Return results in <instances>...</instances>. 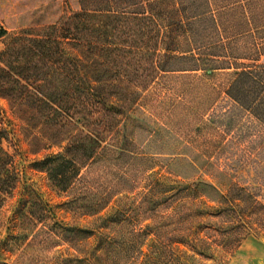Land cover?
Here are the masks:
<instances>
[{
  "label": "trees",
  "instance_id": "obj_1",
  "mask_svg": "<svg viewBox=\"0 0 264 264\" xmlns=\"http://www.w3.org/2000/svg\"><path fill=\"white\" fill-rule=\"evenodd\" d=\"M140 1L114 0L120 8L116 10L110 6L83 8L46 26L41 33L23 29L13 34L0 50V97L8 101L11 110L39 115L46 123L53 122L59 133L71 129L67 136H60L61 151L34 162L65 200L51 204L37 196L29 197L27 186L20 187L18 148L10 149L18 140L15 122L0 106V264H41L39 259L29 258L25 249L12 260L8 256L16 245L31 244L42 232L46 235L41 243L54 241L61 246L49 264H112L116 230L141 216L146 217L145 228L158 231L170 226L178 231L176 241L204 256H212L216 248L236 246L248 233L264 232V204L236 182L220 192L211 182L187 181L172 171L151 168L139 200L122 195L111 202L108 193L112 187L100 192L88 186V172L95 170L101 156L113 150L120 154L116 156L119 159L129 153L134 142L127 132L133 119L130 113L140 104L148 86L103 82L102 77L110 72L98 66V56L109 61L129 45L109 41L117 29L116 19H154L144 10H127ZM255 1L217 5L214 10L210 0H175L177 7L171 9L179 19L165 25L162 36L167 50L154 67L163 79L180 80L181 97L191 99L183 127L197 124V135L189 136L196 145L202 141L215 144L221 137L216 129L221 126L237 125L243 135L254 127L264 130V62L258 59L264 49V16L261 9L255 13ZM248 8L252 9L250 16L246 14ZM229 13L236 14L234 18L241 13L245 18L225 17ZM156 23L160 28L161 23ZM7 34L0 24V38ZM179 34L187 38L184 48L173 47L180 43L176 40ZM243 37L250 39L239 44L237 40ZM84 55H88L87 64ZM242 57L253 61L238 62ZM231 68L232 77L223 90V97L231 105L208 113L222 96L205 77ZM205 114L210 117L204 118ZM173 123L179 125L177 120ZM109 141L115 149L107 145ZM107 157V162L113 160ZM132 158L141 161L144 157L133 154ZM13 197L15 207L6 225L4 209ZM56 205L72 214L91 215V219L72 224L59 218ZM130 211H134V217ZM4 226L7 231L2 236ZM158 254L154 250L151 255L156 258ZM183 255L189 256L169 254L164 263L187 264Z\"/></svg>",
  "mask_w": 264,
  "mask_h": 264
},
{
  "label": "rangeland",
  "instance_id": "obj_2",
  "mask_svg": "<svg viewBox=\"0 0 264 264\" xmlns=\"http://www.w3.org/2000/svg\"><path fill=\"white\" fill-rule=\"evenodd\" d=\"M210 2L215 10L218 8L217 5L228 6L238 2L243 3L245 0H210ZM255 3L257 4L255 13L261 9L264 16V0H256ZM259 4L261 6L258 7ZM100 6H110L111 10L120 9L114 0H0V24L8 30L7 36L0 38V50L10 41L13 34L23 29L41 33L46 26L63 21L74 12ZM175 6V0H143L128 7L127 10H144L154 18L152 21L144 18L134 20L129 16L119 18L118 21L116 19L114 22L117 29L109 41L129 45L126 51L119 56L114 55L109 61L98 56V66L110 72L109 76L102 77V81L144 85L148 88L142 92L140 104L130 113L133 119L127 132L129 137L134 139L129 148L130 154L122 155L117 159L116 156L120 155L117 151L108 150L110 155L103 153L104 156H101L94 165L95 170L88 172L87 184L93 186V190L98 189L100 192H107L108 188L112 187L108 193L109 202L122 195H129L131 199L137 201L139 192L146 188L145 178L150 169L159 171L166 169L187 181L198 179L211 182L220 192H225L231 182H236L264 204V130L254 127L243 135V131L237 125L232 128L221 126L216 130H219L222 138L219 137L215 144L208 145V141H202L200 142L202 144L196 145L192 142V137L197 135V124L193 123V127L189 128L183 127L184 116H187L186 108L192 104L191 99L185 100L181 97L183 91L179 88L182 87L180 80L167 77L163 79L154 67L163 58V52L167 50L164 48V36H162L166 30L165 25L174 24L177 18L179 19V14L171 10ZM250 10L252 9H247V16L252 15ZM225 15L227 18L232 16L236 20L245 18L241 13H237L238 18H234L236 14ZM216 16L219 17L218 14ZM156 22L161 23L160 28L157 27ZM261 35L264 36L262 33ZM176 37L180 43L173 45L174 48L187 46L185 35L179 34ZM95 39L98 42L102 40ZM248 39L250 38L243 37L237 41L241 42L239 44H245ZM167 40L170 41V38ZM87 58L88 55H84L85 64L89 61H85ZM258 59L264 62V49L260 51ZM237 61L250 63L253 60L242 57ZM233 71L232 68L220 70L215 72V76L205 77L206 83L214 84L222 96L208 113L220 112L231 105L223 97V90ZM179 100L183 102L177 103ZM176 103L179 107L176 106L174 109ZM0 106L15 122L18 140L17 145L13 143L10 149L14 151L18 148L15 153L21 176L20 187L27 186V196H37L51 204L65 200L63 194L59 195L53 188L47 173L38 169L34 162L45 154L61 151L60 136H67L71 129L64 134L59 133L53 127L55 126L53 122L46 123L39 115L33 117L24 112L11 110L5 98L0 97ZM209 117V114L204 115L206 119ZM174 120L179 121V125L173 123ZM4 144L8 145L7 141H4ZM107 145L115 149L110 141ZM133 154L140 157L143 155L144 158L141 161L135 160L132 158ZM107 156L113 157V160L107 162ZM85 169H82L83 173H86ZM121 179H126L125 184L118 183ZM15 199L13 197L4 209L6 225L9 223L6 218L12 215L15 207ZM55 207L59 218L72 224L91 219V215L72 214L66 212L63 207L57 205ZM130 215L134 217V211H130ZM145 219L144 216L138 219L134 217L131 222L116 230L112 264H165L167 256L172 253L188 254L187 257L186 255L181 257L187 264H264V232L248 233L236 246L228 249L216 248L212 256H204L192 253L190 245L176 241L177 230L164 226L158 231H152L145 228L147 221ZM5 226L2 236L7 231ZM45 235L46 233L42 232L31 244L16 245L13 253L8 256L9 260L15 258L20 250L25 249L30 254L29 258H37L41 264H49L61 246L54 241L41 243ZM122 236H125L124 240ZM154 250L159 251V256L156 258L153 256L157 255H151Z\"/></svg>",
  "mask_w": 264,
  "mask_h": 264
}]
</instances>
